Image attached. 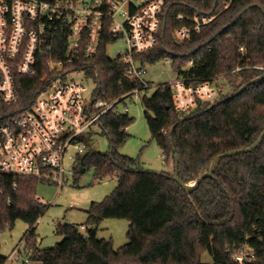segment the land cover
<instances>
[{"label":"trees","instance_id":"16d2710c","mask_svg":"<svg viewBox=\"0 0 264 264\" xmlns=\"http://www.w3.org/2000/svg\"><path fill=\"white\" fill-rule=\"evenodd\" d=\"M222 2L176 0L158 47L137 57L142 67L169 60L178 76L193 82L214 78L218 88V100L199 102L190 114L176 111L168 84L157 85L152 96L143 98L152 140L163 150L165 162L172 161L174 173L145 170L138 158L122 155L120 148L129 138L127 129L134 118L128 112H106L99 126L108 137L109 150L85 152L78 158V170L93 168L96 179L115 176L117 189L92 202L88 220L82 224L85 232L79 224H59L57 233L64 240L38 248L35 229L49 207L38 201L43 181L0 172V229H12L18 219L28 223L24 242L30 260L39 264H204L202 257L209 253L214 264H235V250L249 247L256 252L250 264H264V139L251 151L223 158L214 175L192 192L174 179L175 154L179 178L190 184L209 171L217 156L251 146L264 129V82L235 95L264 73V0H233L228 9L212 12L217 17L188 40L173 37L180 25L174 15L189 10L184 4L206 10L216 6L218 11ZM106 50L105 44L98 55L81 64L89 74L98 73L100 95L113 100L136 88L145 90L143 83L127 75V65L108 57ZM16 83L21 102L29 104L36 79L17 74ZM190 115L194 117L187 118ZM106 218L130 223L128 241L118 249L113 240L98 238L99 224ZM7 259L0 251V264Z\"/></svg>","mask_w":264,"mask_h":264},{"label":"built area","instance_id":"2783aa9c","mask_svg":"<svg viewBox=\"0 0 264 264\" xmlns=\"http://www.w3.org/2000/svg\"><path fill=\"white\" fill-rule=\"evenodd\" d=\"M175 1L0 0V172L37 177L57 185L58 191L66 185L79 169L78 159L69 169L64 165L70 147L85 154L77 140L99 125L106 112H128L125 101L140 93L136 88L113 100L103 98L97 88L98 73L89 74L81 64L98 55L105 44L110 57L109 46L123 40L126 50L110 58H120L127 75L148 88L145 67L137 57L158 47ZM223 1L218 11L216 6L206 10L184 4L189 10L174 15L180 24L173 31L174 39L182 42L200 32L217 17L212 12H222L233 3ZM17 74L36 79L33 100L27 105L20 99ZM84 78L96 84L90 97ZM165 84L179 114H190L199 102L211 103L218 97L214 78L193 82L177 75ZM26 251L17 246L12 256L21 258ZM255 260L256 252L249 247L233 254L235 264Z\"/></svg>","mask_w":264,"mask_h":264},{"label":"rangeland","instance_id":"374dc122","mask_svg":"<svg viewBox=\"0 0 264 264\" xmlns=\"http://www.w3.org/2000/svg\"><path fill=\"white\" fill-rule=\"evenodd\" d=\"M125 50V43L120 40L110 45L107 53L110 57H113L117 52ZM174 70L172 62L169 60L147 63L145 65L144 80L149 83V87L125 101L129 108L128 113L134 118V121L127 129L129 138L120 148V152L122 155L138 158L145 170L156 173L163 171L174 173V164L172 161L165 162L163 150L155 140H152L148 120L145 117L143 98L152 96L156 87H158L157 85L165 84L175 78L177 74ZM83 82L90 97L96 84L92 78H84ZM216 100H218V97L213 102ZM125 103H121L120 110L124 109ZM76 143L82 146L85 152H106L110 147L108 137L102 132L99 125H94ZM68 152L64 161L67 169L71 168L74 162L83 155L79 154L78 149L75 147H70ZM117 185L118 181L115 176L96 179L93 168H89L85 172L76 171L69 177V182L59 191L57 185L41 182L37 195L49 207L37 223L35 229L36 246L38 248H48L62 242L64 236L57 233V226L62 223L85 224L88 220V210L92 206V202L102 201L117 189ZM129 224L127 219L106 218L99 224L98 238L113 240L115 249H118L128 241ZM28 230V223L21 219L16 221L12 229L8 226L0 229V251L4 256L9 257L6 264H39L30 260L29 250L22 254L21 258L18 254L12 256L17 246L26 247L24 237ZM80 230L85 232V229ZM202 260L204 264H214V259L209 253H205Z\"/></svg>","mask_w":264,"mask_h":264},{"label":"water","instance_id":"95a60500","mask_svg":"<svg viewBox=\"0 0 264 264\" xmlns=\"http://www.w3.org/2000/svg\"><path fill=\"white\" fill-rule=\"evenodd\" d=\"M264 82V73L252 80H250L249 82L246 83V85L242 86L241 89H239L235 95H238V94H241L249 85H252V84H257V83H262ZM194 117V115H190L188 116L187 118H192ZM175 126L172 128L171 132L174 130ZM263 139H264V129L261 133V135L258 137V139L249 147H246V148H242V149H237V150H233V151H230V152H227L225 154H221L219 156H217V158H215L213 160V162L211 163V166L209 168V171H206L204 173H202L194 182L190 183V184H185L183 183L180 178H179V173H178V169H179V158L177 156V154H175V149L173 148V152L175 154V173L174 174V179L179 182V184L185 189L187 190V192H192L193 190H195L200 184L201 182L207 178V177H210V176H213L214 175V172L215 170L217 169L218 165L220 164L221 160L227 156H231V155H235V154H238V153H243L244 152H248V151H251L252 149L256 148L261 142H263ZM81 172H84V168H81Z\"/></svg>","mask_w":264,"mask_h":264},{"label":"crops","instance_id":"0c3cea01","mask_svg":"<svg viewBox=\"0 0 264 264\" xmlns=\"http://www.w3.org/2000/svg\"><path fill=\"white\" fill-rule=\"evenodd\" d=\"M8 259H9V257H8ZM8 259H7V261H8ZM6 263H7V262H6ZM6 263H5V264H6Z\"/></svg>","mask_w":264,"mask_h":264}]
</instances>
